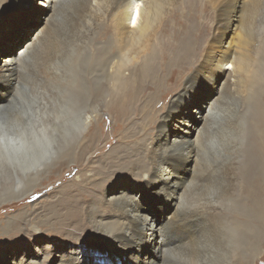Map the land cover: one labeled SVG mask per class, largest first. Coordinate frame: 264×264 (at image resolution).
I'll return each mask as SVG.
<instances>
[{"label":"bare ground","instance_id":"6f19581e","mask_svg":"<svg viewBox=\"0 0 264 264\" xmlns=\"http://www.w3.org/2000/svg\"><path fill=\"white\" fill-rule=\"evenodd\" d=\"M66 5L80 9L78 25L86 32L94 33L108 19L94 59L88 39L67 54L58 48L55 27L60 23L54 17ZM36 24L37 30L22 48L10 51L14 41L10 32L15 33L17 25L24 32ZM5 33L8 43L0 42V205L24 199L40 186L42 175L47 179L50 174L62 173L59 178H64L66 173L60 167L81 166L103 141L98 127L92 126L97 115L110 112L123 125L134 111L138 94L148 89L151 103H144L143 128L152 137V125L157 119L160 123L149 150L152 161L136 185L138 194L119 191L118 182L111 183L107 204L113 209L112 219L99 217L96 205L100 208L102 201L84 193L83 185L76 182L81 178L77 173L57 190L58 198L51 208L65 212L66 227L71 225L86 235L82 207L93 201L86 207V217L102 241L92 248L90 264L105 253L126 258L129 263L162 264L169 255L196 250L202 226L212 227L218 220L216 201L204 210L188 201L191 186L206 179L203 174L198 179L200 161L215 156L221 159L225 153L244 154L249 148L242 119L237 133L224 140L230 130L221 128L224 113L219 102L242 87L246 78L254 80V91L264 96V0H0V35ZM44 57L52 59L55 66L48 77L55 84L54 94L41 83L27 84L31 68ZM96 82L98 86L93 88ZM204 87L215 90L216 95L212 99L199 97ZM179 88L170 108L161 112L167 95ZM176 108L181 113L173 114ZM83 131L85 136L73 144L74 137L82 136L79 133ZM259 136L261 158L257 166L264 177V133ZM49 161L52 163L47 166ZM169 161L189 164L186 187ZM238 167L243 181L248 173ZM256 180L251 192L244 191V200L251 201L249 207L239 205L238 199L231 201V209L242 212L246 219L228 223L232 250L244 252L245 257L257 252L255 226L259 222L264 227V199L259 195V186L264 193V180ZM121 186L124 189L132 184ZM156 199L160 207L154 205ZM160 210L165 214L163 221ZM251 216L256 224L250 221ZM183 219L184 225L198 220L199 232L192 233L187 246L167 249L166 245L163 250L167 225ZM153 253H159V263ZM245 257H235L232 262L250 264ZM76 261L70 256L58 262L81 264Z\"/></svg>","mask_w":264,"mask_h":264},{"label":"rangeland","instance_id":"374dc122","mask_svg":"<svg viewBox=\"0 0 264 264\" xmlns=\"http://www.w3.org/2000/svg\"><path fill=\"white\" fill-rule=\"evenodd\" d=\"M70 6H64L57 13V16L54 17L60 23L55 27V29H58V33H56L58 37L57 46L63 53L67 54L70 50L84 44L87 41L86 39H88L87 43L92 45L91 59H94L93 52L97 53L100 49L98 46L101 44L99 35H101L102 28H105L109 21L108 19L102 20L103 22L98 25V29L94 33L93 31L86 32L78 25L80 9ZM38 26L36 24L35 27H31L27 31L23 29L26 32L24 36L21 35L24 32H22V28L19 29V25H17V30H12H16L15 33L9 31V37L14 38L10 51L16 52L20 50L22 45L37 30ZM99 30H101L100 33ZM7 34L0 35V42L2 41L6 44L7 39L5 38H8ZM90 34L92 35L89 37L88 35ZM254 58L255 56L253 55L252 60ZM252 62L254 64V61ZM53 67L55 66L52 59L48 57L39 59L31 68L32 75L27 79V84L36 86V84L41 83L44 90L54 94L55 84L48 80L50 69ZM253 81L251 78H246L242 87L226 94L219 102L224 113L221 128L222 130L225 128L230 130L224 140L227 142L233 133H237L239 121L242 119L248 133V150L244 154L241 151L240 155L225 153L221 159L216 156L214 158L209 157L207 160L203 158L198 165V179L199 176L202 178L201 174L205 175L206 179L194 183L187 193L188 198H190L188 201L195 204L196 208L200 210H204V206L216 201L217 204L214 207L217 208L215 212L218 219L217 223L212 227L202 226L196 250H187L180 255H169L162 264H234L233 260L235 257L236 259L244 258L247 255L244 252L238 254L232 250V235L228 228L232 220H241L242 222L246 220L242 212H235L231 209V201L238 199L239 205L249 207L250 199L244 200L243 198V196L245 197V189L251 192L253 184H258L256 178L264 180L263 174L257 166L259 164L257 160L261 158L257 141L260 137L259 134L264 133V119L260 120V116H264V96L263 92L256 93L254 91L255 82ZM252 84L254 85L252 86ZM96 86H98L97 82L93 85V88H96ZM204 88V93L199 94V97L203 96L207 99V97H214L217 93L215 90ZM180 90L181 88L175 89L167 95L165 106L161 112L164 113L170 108L171 99L177 98V92H180ZM145 102L148 105L151 103L148 89L138 94L132 105L134 111L127 116L123 125L117 123L115 114L110 112L103 111L97 115L92 126L98 127V131L103 136V141L97 147L99 148L98 150H91L90 154L82 161L81 166L70 164L67 167H60V170L66 173L64 178H59L62 173L59 176H50V174L47 179H44L45 176L42 175V179L40 178L42 181L38 183L40 186H35L24 199L0 205V264H24V262L26 264H59L58 261L68 259L70 256L77 259L76 263H91V259L94 257V254L90 256L92 248L102 241L88 221L89 218L86 217V213L89 212L86 207L89 204H94L92 203L93 201L90 200L87 204L88 206L84 205L82 207V212H84L82 216H85L83 217V222L86 235H82L77 228H70L71 225L66 227L67 224L64 221L65 212L59 211L58 208H51V204L55 203L58 198L57 190H60L64 184L74 179L77 173H80L81 178L76 180V182L83 185L86 191L84 193H88L90 196L94 195L97 197V201H102L100 208L96 205L101 215L97 214L99 217L112 219L113 209L107 204L108 199L111 197V193L107 191L110 190L111 183L118 182L119 187L117 186V188L119 191L127 190L131 194H138V189L136 188L138 186L136 185L141 183L144 170L150 166L152 161L149 150H151V144L154 142V135H156L155 133H157L160 123L158 119L154 122L151 127L152 137L148 136L151 133L143 128L144 119L142 117L143 108L146 107ZM172 110L173 114L181 113L178 108ZM86 131L79 133L83 134L82 136L74 137L73 144L78 141V138L85 136ZM240 147L242 148V143ZM171 160L175 161L174 159ZM172 161H169V165L174 168L173 171H175L176 176L181 177L180 179L185 181L184 183L186 184L190 176L189 164L179 161L175 164L176 162L172 163ZM262 162L264 164V159ZM51 163L52 161H49L47 166L51 165ZM238 164V169L241 166L242 171L248 173V176L243 181H241L237 172ZM253 165L256 166L254 167ZM70 169L73 170L71 171ZM242 182L245 183L242 185ZM124 183L132 184L135 188L129 186L123 189L121 185ZM185 184L184 187L187 186ZM259 195L264 199V193H262L260 186ZM168 201L172 203L174 199L172 198ZM154 205L160 207V200L156 199ZM206 211L212 212L211 210ZM158 214L160 220L163 221L165 219L164 212L160 210ZM249 218L252 223L256 222L254 217L251 216ZM184 221L183 219L178 224L167 225L163 250H166L167 246V249H171V246L173 248L177 245L187 246L189 244L188 238L199 230V221L188 220L189 223L187 225H184ZM179 224L183 226L178 227ZM255 227V232L258 234L257 252L255 255L247 257L250 264H264V227L259 225V222ZM251 239L254 240L253 238ZM138 241L141 242L140 240ZM153 256L156 262L159 263L161 261L159 253H153ZM247 257L245 258L248 259ZM94 264L146 263L142 261L129 263L126 258L105 253L104 255L96 256Z\"/></svg>","mask_w":264,"mask_h":264}]
</instances>
